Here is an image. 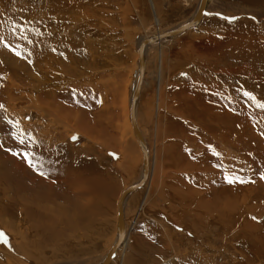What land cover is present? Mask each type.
I'll list each match as a JSON object with an SVG mask.
<instances>
[{
	"label": "rangeland",
	"instance_id": "1",
	"mask_svg": "<svg viewBox=\"0 0 264 264\" xmlns=\"http://www.w3.org/2000/svg\"><path fill=\"white\" fill-rule=\"evenodd\" d=\"M70 2L0 0V264L100 263L115 238L117 199L141 171L127 132L137 44L186 23L201 0ZM173 41L147 50L138 124L152 172L126 199L129 241L112 264H264V110L255 107L264 102V0H210L200 25ZM215 85L242 109L262 110L238 116L229 131L246 123L250 143L222 156L202 124L174 110L184 93L192 102ZM244 92L256 98L250 108ZM93 166L100 179L84 191ZM41 169L57 189H42L39 208L26 199L24 172L39 179ZM233 174L249 182L227 183Z\"/></svg>",
	"mask_w": 264,
	"mask_h": 264
},
{
	"label": "bare ground",
	"instance_id": "2",
	"mask_svg": "<svg viewBox=\"0 0 264 264\" xmlns=\"http://www.w3.org/2000/svg\"><path fill=\"white\" fill-rule=\"evenodd\" d=\"M46 1V0H45ZM202 1V0H201ZM250 1V0H249ZM70 2V0H69ZM210 0H206L205 2V6H204V11H206V8L209 4ZM71 3V2H70ZM79 3V2H78ZM201 2H199V5H200ZM64 4V3H63ZM62 4V5H63ZM69 4V3H68ZM70 5V4H69ZM198 5V7H199ZM72 6V5H71ZM197 7V9H198ZM73 8V7H72ZM75 9V8H74ZM197 11V10H196ZM196 11L195 13L193 14V16L196 14ZM73 14V13H72ZM78 14V13H77ZM76 14V15H77ZM204 15H205V12L204 14L201 16L200 20L195 23L194 25H186L185 28L180 32L178 33L177 35H175L174 37H171V38H168V39H148L150 37H152L153 35H145L144 37L140 38L138 44H137V48H136V52H137V62H136V67H134V76H132V84L130 82V85H131V93H130V98H129V103H128V112H127V132H128V135H131L132 137V142H131V145H136L137 149L139 150L140 152V158H141V171H140V176H139V179L138 181L135 183L136 184V187L130 189V190H127V192L124 194L123 196V200L121 202V206H122V213H123V226H124V231L123 233L121 234L120 237L117 238V233H116V229H117V221H118V217L115 218L116 220V224H115V228H114V234H115V238H114V241L113 243L110 245V248L109 250L110 253H109V250L107 251V253L103 256V258L99 261L100 263H97V264H112V262L117 258V255L119 254L120 251L123 250V248H125L128 244V241H129V231H128V228L126 226V222H125V218H124V205L126 204V199L132 195L133 193L135 192H138L139 190L143 189L144 187L147 186V184L149 183L150 181V178H151V172H152V169H151V160H150V148L148 146V143L146 141V138L144 137V135L142 134V131L139 127V122H138V119H139V105H140V95L142 93V90H143V86H144V83H145V78H146V55H147V50L149 49V47H152V46H156V45H161V44H166V43H170L171 41L173 40H176L177 38H179L182 34H184L185 32H188L194 28H196L197 26L200 25L202 19L204 18ZM193 16H191V18L188 20L190 21ZM75 19V18H74ZM187 21V22H188ZM186 22V23H187ZM185 23L181 24V25H184ZM179 25V26H181ZM177 26V27H179ZM175 27V28H177ZM36 28V27H35ZM173 28V29H175ZM173 29H170V30H173ZM168 30V31H170ZM37 31V30H36ZM164 32H167V31H164ZM38 33V32H37ZM163 32H157L155 33L154 35H157V34H161ZM41 34V33H40ZM32 36V35H31ZM42 36V34L40 35ZM38 38V37H37ZM147 39L148 41L142 45L143 41ZM151 40V41H150ZM36 41V40H35ZM39 42V41H38ZM174 42V41H173ZM41 43V42H40ZM32 44V43H30ZM34 44V42H33ZM36 44V43H35ZM44 44V42H43ZM213 44V43H212ZM42 45V44H41ZM39 45V46H41ZM30 46V45H29ZM43 46V45H42ZM45 46V44H44ZM202 47V50L204 51H207L209 52V49H211V47L209 46L208 48H203V45H201ZM208 46V45H207ZM212 52H213V49H214V44L212 45ZM37 47V46H36ZM43 48V47H42ZM54 48V47H53ZM39 49V48H38ZM46 49V48H45ZM48 49V47H47ZM218 49H219V46H218ZM44 51V49H43ZM57 51V50H56ZM203 51V52H204ZM39 52V51H38ZM58 52V51H57ZM206 52V53H207ZM45 54V53H44ZM142 72V74H141ZM133 73V72H132ZM9 74V73H7ZM2 75V73H1ZM55 78V77H54ZM9 82V81H7ZM2 83V82H1ZM218 83V82H217ZM8 84V83H7ZM229 84V83H228ZM232 84V83H231ZM5 85V83H4ZM218 85V84H217ZM221 85V84H220ZM9 86V84H8ZM14 87V86H13ZM233 87V86H232ZM173 88V87H172ZM11 89V88H10ZM129 89V88H128ZM202 89V88H201ZM204 89V88H203ZM136 90V96H134V92ZM185 90V89H183ZM188 90V89H187ZM196 90V88H195ZM201 91V90H200ZM232 91V90H231ZM231 91H229L226 87L224 88H220V87H214V89L210 90L208 92V94L206 95L204 92H197V91H194L193 92V96H192V102H190L189 100L191 99L190 95L189 97L185 94H183V92L181 93V95L183 94V105H182V108L178 107H175L174 110H179V114H181L180 116L183 117V116H186V117H189L192 119V121L195 123V124H202V126L206 129V131H208V133L211 134V137H212V140L211 142H215L216 143V146L212 147L214 149H212L213 151L216 150L215 153L218 152V154H221V151L220 150L221 148H224V147H229L231 148V146H234V148H238V149H243V148H246L249 143H250V140H247V137L245 136V129H242V127H249L246 123L245 125H243L241 127V129H236L238 130L237 134H232V131L230 132L229 131V128L231 126L234 125V122L237 121L236 119H239V117H242V119L244 121H250V119H253V118H257V116H260L262 115V110L259 111L257 110H250V109H242L243 106H241L238 102L235 101V99L232 97L231 95ZM40 92V91H39ZM123 92V91H122ZM173 92V91H172ZM176 92V91H175ZM181 92V91H180ZM206 92V91H205ZM45 93V92H43ZM233 93H234V90H233ZM236 94V93H235ZM7 95V97L9 96V91L8 92H3L1 93V97ZM44 95V94H43ZM178 95V94H177ZM41 96V95H40ZM179 96V95H178ZM178 96H175L173 97L172 96V101L175 102V99L178 97ZM6 97V98H7ZM244 97V96H243ZM85 98V97H83ZM142 98V97H141ZM245 98V97H244ZM243 98V99H244ZM180 99V98H179ZM248 99V98H247ZM247 99H244L245 101V106H247L248 104V107L250 108L251 105H254L253 103V100H247ZM3 100V99H2ZM153 101V100H152ZM258 101V100H257ZM120 102V101H119ZM158 102H159V99H158ZM256 102V101H255ZM4 103V102H2ZM247 103V104H246ZM7 104V103H6ZM14 104V103H13ZM12 104V105H13ZM244 104V103H243ZM5 105V104H4ZM151 105V104H150ZM179 105V104H178ZM3 106V105H2ZM9 106V105H8ZM4 107V106H3ZM3 107H1L0 109H2ZM30 107V106H29ZM253 107V106H252ZM256 107V105H255ZM253 107V108H255ZM15 109V107H13ZM12 108V109H13ZM252 108V109H253ZM13 109V110H14ZM151 109V108H150ZM242 109V110H241ZM47 110V109H46ZM132 110H134L133 112V116H134V123L136 125V128L138 130V132L140 133V136L142 138V140L144 141L145 145H146V149H147V152H148V157H147V170L146 172L144 173L143 175V170H144V156H143V151L140 147V144H139V141L137 140L136 136H135V125L133 124V120L131 118V114H132ZM159 110V107L157 108V111ZM241 110V111H240ZM20 111H23V110H20ZM19 111V112H20ZM33 111V110H32ZM15 111H13L14 113ZM50 112V110H49ZM52 112V111H51ZM126 113V112H125ZM261 113V114H260ZM17 114V113H16ZM36 114V113H35ZM173 114V113H172ZM171 114V116H172ZM40 115V114H38ZM147 115V114H146ZM53 116V115H52ZM2 117V116H1ZM4 117V116H3ZM50 117V116H49ZM144 117V116H143ZM177 117V116H176ZM38 118V116H37ZM3 119V118H2ZM53 119V118H52ZM257 120V119H256ZM175 121V120H174ZM255 121V120H253ZM260 121V120H258ZM171 123L169 124V128H174V124H173V119L170 121ZM176 123V122H175ZM193 123V124H194ZM239 123V122H237ZM255 124V123H254ZM240 125V124H239ZM258 125V124H257ZM262 127V126H260ZM177 128V127H176ZM175 129V128H174ZM184 129V128H183ZM200 129V128H199ZM249 129V128H248ZM262 129V128H261ZM260 129V130H261ZM176 130V129H175ZM201 132V131H199ZM259 132V131H258ZM257 132V133H258ZM103 133V132H102ZM205 133V132H204ZM207 134V133H205ZM258 134H261L260 132ZM256 134V135H258ZM259 136V135H258ZM127 138V137H126ZM250 138V137H249ZM129 140V139H128ZM249 141V143H248ZM36 143V141L34 142ZM48 143V142H47ZM50 144V143H49ZM129 144V143H128ZM218 145L220 147H218ZM39 147V146H38ZM135 147V148H136ZM40 149V148H39ZM247 150V149H246ZM35 151V150H34ZM37 151V150H36ZM43 151V150H42ZM10 152V151H9ZM33 152V151H32ZM36 153V152H35ZM40 153V152H39ZM44 153V152H43ZM121 153V152H120ZM19 154V153H18ZM38 154V152H37ZM41 155V153H40ZM122 155V154H121ZM123 155H125L126 157H128L129 155V152L128 150H125ZM123 155H122V158H123ZM229 155V154H227ZM36 156V155H35ZM71 156V155H70ZM73 156V155H72ZM124 156V157H125ZM14 157V156H13ZM16 157V156H15ZM40 157V156H39ZM42 157V156H41ZM125 157V158H126ZM18 158V157H17ZM44 158H46V156H44ZM72 158V157H71ZM7 159V158H6ZM16 159V158H15ZM2 160V159H1ZM3 161V160H2ZM123 161V160H122ZM37 162V161H36ZM55 162V158H54V161L53 163ZM225 162V161H223ZM0 163H2L0 161ZM4 163V162H3ZM9 163V162H8ZM66 163V162H65ZM68 163V162H67ZM89 163V162H88ZM52 164V163H49V165ZM58 164V163H57ZM11 165L13 164H8V166L10 167ZM53 165V164H52ZM6 166V165H5ZM16 166V165H15ZM55 166V165H54ZM62 166V165H61ZM68 166V165H67ZM14 167V166H12ZM53 167V166H51ZM65 167V165L63 166ZM70 167V166H68ZM72 167V166H71ZM70 167V168H71ZM84 167V166H83ZM82 167V168H83ZM6 168V167H5ZM56 168V167H55ZM54 168V169H55ZM66 169V167H65ZM86 169V168H84ZM7 170V169H6ZM15 170V169H14ZM17 170V169H16ZM30 170V169H29ZM47 170V169H46ZM44 170V169H41L40 171H43L45 173L44 176H41L39 175V179L36 178V177H30L29 174L25 173L24 172V176L26 178L29 177V183H27L26 185H29L27 186L28 188H30L29 190V194L28 196L26 197L27 201L34 205V206H38L40 208V205L39 203H41L44 198H45V195L42 194V192L44 190H42L43 188H47L48 191L50 192L51 191V188L52 187H55L57 184H54V179H56L57 177L53 174L52 176H49L50 174H48V172ZM49 170V169H48ZM58 170V169H57ZM56 170V171H57ZM91 170V171H90ZM90 170L87 174L88 175H91L92 172L95 176L92 177V179L88 182L87 184V188L84 190V191H88L92 188V186H94L93 182L97 179H100V174L97 173L98 171L95 169V166L93 167H90ZM13 171V170H12ZM53 171V170H52ZM68 171H71L70 169ZM68 171L66 173H68ZM87 171V170H86ZM8 172V171H7ZM31 172V171H30ZM58 172V171H57ZM55 172V173H57ZM63 172V171H62ZM2 173V172H1ZM54 173V172H53ZM74 173V172H72ZM71 173V174H72ZM81 174V173H80ZM32 175V174H31ZM143 175V176H142ZM4 176V174H3ZM6 176V175H5ZM48 176V177H46ZM59 176V175H58ZM69 176V175H67ZM75 176V175H74ZM81 176V175H80ZM66 177V176H65ZM77 178H80L78 176H76ZM143 177V178H142ZM74 178V177H73ZM72 178V179H73ZM87 178V177H86ZM91 178V177H89ZM17 179V178H16ZM81 179V178H80ZM15 180V179H14ZM77 180V179H75ZM21 181V180H20ZM28 181V180H27ZM59 181V180H58ZM81 181V180H80ZM88 181V179H87ZM86 181V182H87ZM79 182V181H78ZM10 184V183H9ZM62 184V183H61ZM64 184H62L61 186H63ZM80 185H81V182H80ZM134 185V184H132ZM130 185V186H132ZM6 186V185H5ZM68 186V185H67ZM77 186V185H76ZM105 186V185H102V187ZM128 186V187H130ZM2 187V186H1ZM78 187V186H77ZM98 185H96L95 188H97ZM102 187L100 186L99 189L101 188V193H104L105 190H108L107 187H105V190L103 192L102 190ZM126 187V188H128ZM56 188V187H55ZM81 188V186H80ZM79 188V189H80ZM112 188V187H111ZM17 189V188H16ZM25 189H26V186H25ZM57 189V188H56ZM125 190V189H124ZM123 190V191H124ZM83 191V190H82ZM123 191L121 192V194L123 193ZM15 193V192H14ZM21 193V192H20ZM51 194V192H50ZM121 194L119 195L118 199H117V202H116V213L118 214V202H119V199L121 197ZM8 195V194H7ZM21 195V194H20ZM219 195V194H218ZM10 196V195H9ZM85 196V195H84ZM7 197V196H5ZM19 199H22V198H19ZM14 200V199H13ZM103 200V199H101ZM6 202V201H5ZM9 202V201H8ZM39 202V203H38ZM27 203V202H26ZM36 203V204H34ZM73 203V202H72ZM38 204V205H37ZM28 205V203H27ZM6 206V205H5ZM29 206V205H28ZM10 207V206H9ZM24 208V207H22ZM34 210V208H32ZM83 209V207H82ZM32 210V211H33ZM77 211V209H76ZM80 211V210H78ZM82 211V210H81ZM20 212V211H19ZM22 212V211H21ZM28 212V211H27ZM35 212V211H33ZM40 213V212H39ZM37 213V214H39ZM77 213V212H76ZM79 213V212H78ZM43 214V213H42ZM20 215V214H19ZM27 215V214H26ZM27 217V216H26ZM31 217V215H30ZM44 217V216H42ZM41 223V222H39ZM3 227V226H2ZM42 227V226H41ZM43 228V227H42ZM130 228V227H129ZM37 230V229H36ZM57 239V238H56ZM89 247V246H88ZM252 248V247H251ZM79 249V248H78ZM254 250V248H253ZM83 251V250H82ZM85 251H88V250H84L83 252H78V251H69V255H74V257H79V255H82L84 254ZM252 251V249H251ZM21 252V251H20ZM20 254V253H19ZM37 255V254H36ZM35 255V256H36ZM109 255V257H108ZM252 257V256H251ZM107 258V260H106ZM186 264V263H185Z\"/></svg>",
	"mask_w": 264,
	"mask_h": 264
},
{
	"label": "water",
	"instance_id": "3",
	"mask_svg": "<svg viewBox=\"0 0 264 264\" xmlns=\"http://www.w3.org/2000/svg\"><path fill=\"white\" fill-rule=\"evenodd\" d=\"M205 2L206 0H202L197 11H196V14L193 16V18L188 21L187 23H185L184 25H181L173 30H170V31H167V32H163L161 34H157V35H153L152 37L148 38V39H168V38H171V37H174L175 35H177L178 33H180L186 25H194L195 23H197L201 16L204 14V6H205ZM148 40L145 39L142 43L145 44ZM151 41V40H150ZM142 74V72H141ZM134 96H136V90L134 92ZM132 114H131V118L133 120V124L135 125L134 123V116H133V112L134 110L131 111ZM135 136L137 138V140L139 141V144H140V147L143 151V156H144V170H143V175L144 173L146 172L147 170V157H148V152H147V149H146V145L144 143V141L142 140L141 136H140V133L138 132L137 128H136V125H135ZM142 175V176H143ZM143 178V177H142ZM136 187V184L126 188L123 193L121 194V197L119 199V202H118V214H117V217H118V221H117V229H116V233H117V238L121 236V234L123 233L124 231V226H123V213H122V206H121V202L123 200V196L124 194L127 192V190H130L132 188ZM111 250H109V253H110ZM109 257V255H108ZM107 260V258H106ZM103 264V263H102Z\"/></svg>",
	"mask_w": 264,
	"mask_h": 264
},
{
	"label": "snow or ice",
	"instance_id": "4",
	"mask_svg": "<svg viewBox=\"0 0 264 264\" xmlns=\"http://www.w3.org/2000/svg\"><path fill=\"white\" fill-rule=\"evenodd\" d=\"M226 19L231 21V20H233L235 18H226ZM243 95L245 97L249 98L250 100H253V101L256 100V98L250 92H244ZM256 106L259 109L264 110V102H258L257 101ZM0 107H2V106H0ZM21 143H23V141H21ZM20 155L24 158L25 162L28 164L29 167H32V168L35 169L36 165L33 163V158L31 157V154L25 152V153H20ZM38 174L41 175V176L45 175V173L43 171H40ZM261 178L264 179V173L261 174ZM225 181L227 183H229V184H232V183H247V182H249V181H247V180H245V179H243L241 177L235 176L234 174L231 175V176L226 175L225 176ZM2 235H3V233L0 232V236H2Z\"/></svg>",
	"mask_w": 264,
	"mask_h": 264
},
{
	"label": "crops",
	"instance_id": "5",
	"mask_svg": "<svg viewBox=\"0 0 264 264\" xmlns=\"http://www.w3.org/2000/svg\"><path fill=\"white\" fill-rule=\"evenodd\" d=\"M134 205V202H132V206Z\"/></svg>",
	"mask_w": 264,
	"mask_h": 264
}]
</instances>
